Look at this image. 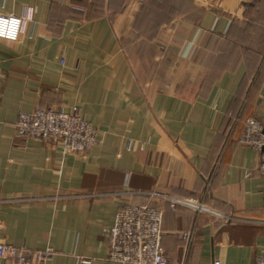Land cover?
Masks as SVG:
<instances>
[{"label":"crops","instance_id":"1","mask_svg":"<svg viewBox=\"0 0 264 264\" xmlns=\"http://www.w3.org/2000/svg\"><path fill=\"white\" fill-rule=\"evenodd\" d=\"M48 108L79 109L96 144L14 136L19 113ZM248 117L264 118V0H0V241L52 249L44 264H114L105 231L147 204L168 264H254L261 226L143 194L264 221Z\"/></svg>","mask_w":264,"mask_h":264},{"label":"built area","instance_id":"2","mask_svg":"<svg viewBox=\"0 0 264 264\" xmlns=\"http://www.w3.org/2000/svg\"><path fill=\"white\" fill-rule=\"evenodd\" d=\"M14 136L23 142L39 140L72 155L86 153L97 142L96 130L77 108L35 109L29 113H19ZM238 142L257 153L256 170L264 178V118H246ZM143 194L165 202L170 210L183 207L196 214L215 215L225 221L254 223L264 230V221L249 222L223 216L197 200L158 191ZM161 222V211L147 204H129L118 210L113 226L105 231L109 246L107 260L114 264H168L161 247ZM182 237L185 243L189 244L192 232H186ZM53 254L50 248L34 251L0 241V261L3 260L4 264H44ZM254 264H264V252L256 258Z\"/></svg>","mask_w":264,"mask_h":264},{"label":"rangeland","instance_id":"3","mask_svg":"<svg viewBox=\"0 0 264 264\" xmlns=\"http://www.w3.org/2000/svg\"><path fill=\"white\" fill-rule=\"evenodd\" d=\"M97 132V131H96ZM97 138H98V133H97ZM90 150V149H89Z\"/></svg>","mask_w":264,"mask_h":264}]
</instances>
